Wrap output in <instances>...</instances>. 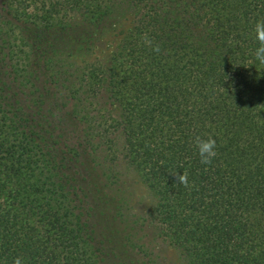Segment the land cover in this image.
I'll list each match as a JSON object with an SVG mask.
<instances>
[{"label": "trees", "instance_id": "1", "mask_svg": "<svg viewBox=\"0 0 264 264\" xmlns=\"http://www.w3.org/2000/svg\"><path fill=\"white\" fill-rule=\"evenodd\" d=\"M124 6L110 56L72 60ZM259 20L264 0H0V264H162V243L183 264H264Z\"/></svg>", "mask_w": 264, "mask_h": 264}, {"label": "rangeland", "instance_id": "2", "mask_svg": "<svg viewBox=\"0 0 264 264\" xmlns=\"http://www.w3.org/2000/svg\"><path fill=\"white\" fill-rule=\"evenodd\" d=\"M133 25L130 10L124 6L116 22L106 30L105 34L98 40L97 44L88 52L73 54L71 59L77 63H89L105 61L123 36ZM124 172L125 182L132 191L130 208L136 213H146L154 203V198L148 188L143 184L137 172L126 163L120 165ZM160 256L162 264H183L181 252L165 243L160 245Z\"/></svg>", "mask_w": 264, "mask_h": 264}, {"label": "clouds", "instance_id": "3", "mask_svg": "<svg viewBox=\"0 0 264 264\" xmlns=\"http://www.w3.org/2000/svg\"><path fill=\"white\" fill-rule=\"evenodd\" d=\"M255 40L258 43V47L254 52L255 60L259 62L260 65H264V20H259L254 26ZM143 43L146 46L152 47L154 52H159V45L153 46V42L145 34L142 37ZM195 147L197 149L198 155L200 157V163L204 165H210L213 159L216 157V141L215 139L209 137L208 139H203L200 136L195 137ZM175 177L176 184L178 186L188 187V174L183 172V174H178L177 172L172 173ZM13 264H23L22 258L16 257L13 260Z\"/></svg>", "mask_w": 264, "mask_h": 264}]
</instances>
